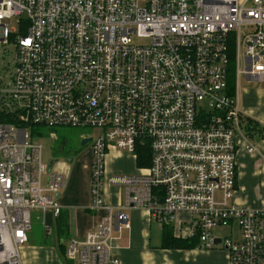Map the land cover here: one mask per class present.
Listing matches in <instances>:
<instances>
[{"label": "built area", "instance_id": "1", "mask_svg": "<svg viewBox=\"0 0 264 264\" xmlns=\"http://www.w3.org/2000/svg\"><path fill=\"white\" fill-rule=\"evenodd\" d=\"M25 14L19 33L8 28ZM13 42L9 82L0 75V113L18 116L0 123V264H25L33 211H62L68 179L49 171L30 124L98 130L88 209L106 213L68 242L66 261L120 264L114 231L143 209L166 222L186 214L180 236L224 249L228 264H264V207L235 203L243 111L228 91L233 58L236 79L264 82V0H0V44ZM111 148H146L150 166L107 179ZM106 184L120 205L107 204Z\"/></svg>", "mask_w": 264, "mask_h": 264}, {"label": "crops", "instance_id": "2", "mask_svg": "<svg viewBox=\"0 0 264 264\" xmlns=\"http://www.w3.org/2000/svg\"><path fill=\"white\" fill-rule=\"evenodd\" d=\"M252 83L254 82L246 76H240L236 80L234 94L243 111V126L248 119L260 125L259 128L252 129L249 135L245 134V130L237 135L238 176L235 203L240 207L264 205V202L263 205L251 202L253 196L250 195L254 193L249 188L255 183V189L260 193L261 187H264V95ZM86 138L89 136H81L82 141ZM249 144L254 145L257 152L249 153L246 149ZM87 145L91 156L90 143ZM129 154L115 148L109 150L105 169L107 179L113 175H133L140 172L142 167L137 165V157ZM80 155L69 159V164L60 160L53 169L63 173L68 179L66 187L57 195L62 211L59 217H55L51 211L32 212V230L28 233L27 244L22 248L25 264H76L66 261L65 246L70 240H82L88 232L96 228L105 215L103 210L93 212L88 209L91 203L92 160H85L86 163L83 164L85 156ZM104 194L108 205L118 206L123 201L122 190L109 184H106ZM127 213L132 221L131 228L116 229L113 234L112 258L119 260L120 264H228V255L220 247L204 250L197 243V247L190 250H175L162 248L161 237L153 242L152 224L159 222L162 232L163 224L172 227L175 219L173 222L159 221L143 209H129ZM184 217H187L186 214ZM178 227L177 230L175 226L172 227L174 236L183 238Z\"/></svg>", "mask_w": 264, "mask_h": 264}, {"label": "rangeland", "instance_id": "3", "mask_svg": "<svg viewBox=\"0 0 264 264\" xmlns=\"http://www.w3.org/2000/svg\"><path fill=\"white\" fill-rule=\"evenodd\" d=\"M20 19L27 20V15H23L22 17H15L14 19L8 20L6 23L8 24V28L13 30L16 29V33H19L21 29ZM139 43H144L145 41L136 39ZM16 58V46L15 43L9 44H0V75L1 77L9 82L10 73L14 69V63ZM253 86L263 93L264 95V82L260 83L254 81L252 83ZM25 128L29 134V142L41 144L43 146V160L45 163H49L50 160H60L68 163L69 159H75L79 154L80 157H84L83 164L86 163L85 160H89L91 158L88 152V145L82 146L81 136H90L97 135L98 130L87 128V129H76L69 127H39L35 128L31 125H26ZM79 150L80 152H77ZM131 155V154H129ZM132 156V155H131ZM69 164V163H68ZM73 164V163H71ZM56 165L53 167L55 169ZM143 168V167H142ZM52 169V170H53ZM256 184L253 183L249 186L251 192L254 194L253 200L251 202H259L260 205H263L264 202V187H261L260 193H258L255 189ZM243 195L242 191H238ZM258 193V194H257ZM262 195V196H261ZM217 198L220 199V194L217 195ZM236 199V195H235ZM264 207V205L262 206ZM262 207H246V208H262ZM183 214H178L175 217V221L172 223V227L175 226V230H177V226L179 224L178 218L182 219ZM184 216V215H183ZM154 222V221H153ZM159 222H155L152 224L151 233H152V241L156 242L161 237V229L158 224ZM130 224L132 225V221L130 218ZM127 233V232H126ZM220 235H229L230 230L228 228H223L218 231Z\"/></svg>", "mask_w": 264, "mask_h": 264}, {"label": "trees", "instance_id": "4", "mask_svg": "<svg viewBox=\"0 0 264 264\" xmlns=\"http://www.w3.org/2000/svg\"><path fill=\"white\" fill-rule=\"evenodd\" d=\"M235 59L231 60V69L230 75L228 79V91L231 95L235 94L236 90V75H235ZM0 123L1 124H18V116L10 115L5 113H0ZM31 126L35 128H39V125ZM258 123L252 119H248L247 123L244 124L243 130H245V134L249 135L252 129L259 128ZM43 127V126H42ZM45 127V126H44ZM137 165L140 167L150 166V158L151 155L148 153V149L146 148H138L137 151ZM198 240L196 238H177L174 236V229L167 224H163L162 232H161V247L164 249H175V250H190L197 247Z\"/></svg>", "mask_w": 264, "mask_h": 264}, {"label": "water", "instance_id": "5", "mask_svg": "<svg viewBox=\"0 0 264 264\" xmlns=\"http://www.w3.org/2000/svg\"><path fill=\"white\" fill-rule=\"evenodd\" d=\"M91 142V138H86L82 141V146H86L88 143ZM71 162V161H70ZM58 164V160H50L48 163L49 171L51 172L53 167Z\"/></svg>", "mask_w": 264, "mask_h": 264}]
</instances>
